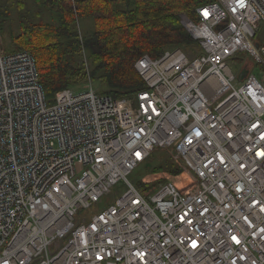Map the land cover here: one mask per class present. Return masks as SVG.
<instances>
[{
  "label": "built area",
  "instance_id": "built-area-1",
  "mask_svg": "<svg viewBox=\"0 0 264 264\" xmlns=\"http://www.w3.org/2000/svg\"><path fill=\"white\" fill-rule=\"evenodd\" d=\"M195 17L181 22L198 52L142 55L128 97L88 77L47 98L32 54L0 48V264H264V0H212ZM158 148L194 191L129 180Z\"/></svg>",
  "mask_w": 264,
  "mask_h": 264
},
{
  "label": "trees",
  "instance_id": "trees-1",
  "mask_svg": "<svg viewBox=\"0 0 264 264\" xmlns=\"http://www.w3.org/2000/svg\"><path fill=\"white\" fill-rule=\"evenodd\" d=\"M210 1L0 0V38L7 42H3L7 52L1 51L32 54L47 98L63 88L82 85L88 77L105 86L100 92L128 97L144 88L135 61L145 54L157 58L166 49L185 51V46L197 44L181 16L195 21V9ZM83 19L89 20L92 27L81 34L77 21ZM78 52L85 53L87 67L84 60L75 59ZM172 154L176 156L174 151ZM154 170L173 174L177 179L173 183L183 192L195 183L180 166L167 161L165 167ZM183 176L186 178L180 182ZM167 180L139 181L136 187L147 193Z\"/></svg>",
  "mask_w": 264,
  "mask_h": 264
},
{
  "label": "rangeland",
  "instance_id": "rangeland-1",
  "mask_svg": "<svg viewBox=\"0 0 264 264\" xmlns=\"http://www.w3.org/2000/svg\"><path fill=\"white\" fill-rule=\"evenodd\" d=\"M192 20V19H191ZM77 25L79 28V33H83L84 30L87 29L88 26H91V22L89 20H78L77 21ZM92 27V26H91ZM256 39L263 42L264 41V21H262L260 24H258L257 27V31H256ZM7 44L6 40L3 38H0V48L2 51L7 52L4 50V44ZM186 53L188 52V55H192L194 53H197L199 50L198 44H193V45H188L185 46ZM84 54L82 52V55L78 54L75 56V59L78 61L84 60ZM248 59V56L245 53H238L237 56L233 59V61H231L229 64L231 66V69L234 71L237 69L238 65H244L245 60ZM86 60V59H85ZM87 62V61H86ZM88 63V62H87ZM85 83L82 84V86H84ZM92 86L95 90L97 91H101V90H105V86L98 80H92ZM83 88V87H81ZM158 149H155L153 152H155ZM173 149H161V151H157L155 153H153V157L148 158L146 161H144L142 164H140L130 175H129V180L137 186V183L139 181H144V182H155V181H161V180H170L174 183H176L177 179L175 178V176L173 174H168L165 173L164 171H159L158 172L156 170H154L155 168H157L158 166H163L165 167V163L166 161L171 164L173 163L174 166H180L181 170H184V173L186 175H190L191 177H193V174L191 173V171H189L187 168L182 167L180 164L181 162L179 161V159H177L176 156H174L172 154ZM184 178H186V176L180 177L179 180L180 182L184 181ZM125 190L123 182H118L116 183L110 190V193H108L107 195L103 196L101 198V200L96 203L95 205L92 206V208L90 209L91 211H95V210H99L101 209L103 206H105L108 202H113L114 199H116L117 197H119L123 191ZM195 190V185L192 186V188H190L187 193H191L192 191ZM189 195V194H188Z\"/></svg>",
  "mask_w": 264,
  "mask_h": 264
},
{
  "label": "water",
  "instance_id": "water-1",
  "mask_svg": "<svg viewBox=\"0 0 264 264\" xmlns=\"http://www.w3.org/2000/svg\"><path fill=\"white\" fill-rule=\"evenodd\" d=\"M244 75H245V71H242V72L239 74V78L241 79Z\"/></svg>",
  "mask_w": 264,
  "mask_h": 264
},
{
  "label": "snow or ice",
  "instance_id": "snow-or-ice-1",
  "mask_svg": "<svg viewBox=\"0 0 264 264\" xmlns=\"http://www.w3.org/2000/svg\"><path fill=\"white\" fill-rule=\"evenodd\" d=\"M204 15H205V17H207L208 16V13L205 12ZM137 155H139V154H137ZM193 246H195V242H193Z\"/></svg>",
  "mask_w": 264,
  "mask_h": 264
}]
</instances>
